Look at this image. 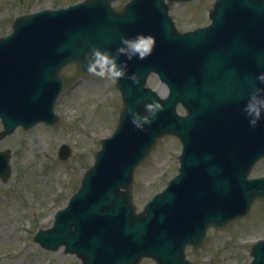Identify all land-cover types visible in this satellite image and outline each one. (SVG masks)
Wrapping results in <instances>:
<instances>
[{
	"label": "water",
	"instance_id": "1",
	"mask_svg": "<svg viewBox=\"0 0 264 264\" xmlns=\"http://www.w3.org/2000/svg\"><path fill=\"white\" fill-rule=\"evenodd\" d=\"M105 2L107 0H88L79 6L74 13L69 10H60L48 12L47 14L42 13L37 16L20 17L16 21L13 34L8 38H0V65L10 69L22 70L24 67L23 55L28 56L27 61H35L32 66L28 67L33 74L18 75L13 80H9L14 81L13 83L0 81V116L3 118L7 131H12L20 123L31 125L39 119L49 122L55 119L53 106L62 90V78L59 71L65 63L78 59L76 53L85 50L89 56L91 51L88 49H93L96 43L98 44L99 41L104 40L105 36L97 30V22L91 20L92 17L98 18L99 12L88 10V8L100 6ZM137 8L129 16L139 10ZM79 12H82L83 16L78 23H74L76 19L74 14ZM104 14L108 19L115 21H123L127 16L117 17L105 11ZM43 15H48L50 18L41 17ZM211 16L214 20L216 19V24L212 29L214 33H217L216 39L204 44L195 54V60L187 61L188 64L195 67L197 75L202 79L198 90V101L192 107L193 113L191 118L188 119L189 122L176 116L175 112L168 109L160 117L152 115L149 109H145L143 104L138 103L135 112L140 116L149 117L147 121L143 122V127L137 126L131 129L129 137L123 143L122 156L120 157H115V154L111 151L112 146L107 145L110 140L104 141L103 150L97 154V162L86 174L80 192L71 200L70 206L75 205L74 209L63 220L62 217L68 210L62 212L59 221L51 231L41 232L38 235V240L43 245L56 248L64 241L75 244L79 249H86V242L90 241L91 233H84L78 238L74 235L71 226L75 220L69 224L70 230L67 228L68 223L65 227L62 225L66 223L67 219L70 221L77 212L78 217L86 215V219L92 217L93 221H96L102 218L103 215L112 214V211L118 210V207L115 208V204L121 200L119 206L127 207L129 213L132 171L153 144V137L164 131H173L179 134L188 145L194 136L201 137L205 133L209 134V131L201 132L199 129L206 127L208 124L205 122L200 126L203 101L210 93L216 96L218 94L206 85L207 78H210L213 82L216 79L224 80L226 76L227 82L231 83L233 78L236 77L241 83L247 84L250 76L248 72H245V68L254 66L260 70V73H264V0H219L211 11ZM60 20H65L66 23L61 24L62 21ZM42 36H45V39L43 44L40 45L37 43V39ZM253 43H256L255 47L251 46ZM36 45H39V47L33 51L32 47ZM42 45L48 46L50 49H58L56 52L52 50L53 54H59L53 60V63H36L38 59L51 57ZM262 83L263 85L257 84V86H264V81ZM244 84L240 86L239 91L241 95L248 96L250 90ZM219 85L223 86L222 84ZM220 86L219 95L224 97L223 93H220ZM141 90L144 93L149 92L142 87ZM193 97L197 96L194 95ZM129 109L130 105L128 104L126 116ZM244 117L245 115L237 107L235 114L230 118L236 137L228 138V145L223 143L220 149L216 147L202 153V157L207 163H222L226 168V173L212 185L211 189L212 196H221L218 199V213L220 217L225 216V219L219 225H223L243 213L245 214L252 201L263 196L258 195L254 184H244V179L239 176L241 171L240 165L237 164L239 156L242 153H247L249 157L252 148L255 146V141L258 139V142L262 141V144H264V139L260 135L261 129L256 134L253 132L255 128L248 129V127H244L242 123ZM125 123L126 117L122 129L125 128ZM229 124L227 123V125ZM149 129L156 130V132L153 134L150 146L146 150L142 146L150 137ZM203 142L200 140L198 144L202 145ZM107 146L108 152L104 157V164L99 167ZM140 149L143 150L136 152ZM5 172V175H8L9 170H5ZM128 176L129 181H127ZM244 185H248L246 190H242ZM261 185V183L258 184V186ZM122 188L125 190H122ZM216 190L220 193L215 194ZM91 198H99L103 203L113 202L101 207L99 210V203L91 200ZM243 204L245 206L242 209ZM82 208L85 209V212L81 211ZM146 220L141 223L140 227L149 224ZM136 236L143 237L142 234ZM77 251L80 255L85 256V264H95L90 259L91 257L87 255L89 252ZM169 258L171 264L183 262L181 253L180 255H171ZM130 261L131 259L129 261L115 260L113 264H124Z\"/></svg>",
	"mask_w": 264,
	"mask_h": 264
},
{
	"label": "rangeland",
	"instance_id": "2",
	"mask_svg": "<svg viewBox=\"0 0 264 264\" xmlns=\"http://www.w3.org/2000/svg\"><path fill=\"white\" fill-rule=\"evenodd\" d=\"M78 0H0V36L9 33L16 16L42 8L65 6ZM122 8L127 0H112ZM214 0L172 4L171 14L180 30L209 22ZM64 91L56 106L60 121L55 126L19 127L0 139V150L10 149L12 173L0 178V264H79L73 255L49 251L33 239L40 228L50 226L57 209L64 207L94 160L102 137L114 130L121 108V95L110 78L82 73L76 65L63 70ZM149 85L162 90L157 76ZM0 121V129H1ZM68 143L72 155L63 160L59 147ZM181 142L165 137L135 172V202L141 206L178 172ZM264 172V161L258 167ZM244 220L225 229L211 230L202 248L189 257L202 264H244L249 241L264 236V200ZM148 264H152L149 262Z\"/></svg>",
	"mask_w": 264,
	"mask_h": 264
},
{
	"label": "clouds",
	"instance_id": "3",
	"mask_svg": "<svg viewBox=\"0 0 264 264\" xmlns=\"http://www.w3.org/2000/svg\"><path fill=\"white\" fill-rule=\"evenodd\" d=\"M123 43L117 48L116 54L109 49L94 47L89 54L86 69L88 72L101 78L116 80L126 73L127 65L120 61L119 56L123 54L128 59L134 57L144 58L149 55L154 46L155 38L152 34L138 33L131 37H122ZM258 79L264 81V73L258 74ZM264 88L257 87L250 93L246 103L243 105V112L249 118L251 125L255 126L261 119H264ZM145 107L152 109V104L147 103ZM159 107V105H157ZM144 119H148L147 116ZM133 123L138 127H143L138 119H133Z\"/></svg>",
	"mask_w": 264,
	"mask_h": 264
},
{
	"label": "bare ground",
	"instance_id": "4",
	"mask_svg": "<svg viewBox=\"0 0 264 264\" xmlns=\"http://www.w3.org/2000/svg\"><path fill=\"white\" fill-rule=\"evenodd\" d=\"M243 108V106H242ZM253 126V125H252ZM257 127L256 125L253 126V128ZM248 129H251V126H248ZM249 133V132H248ZM264 147V144L261 145V148ZM248 157V154L247 153H242L240 156H239V161H242V160H245L246 158ZM76 223H77V229H79L81 227V224L80 222L78 221V219L76 218L75 219Z\"/></svg>",
	"mask_w": 264,
	"mask_h": 264
}]
</instances>
